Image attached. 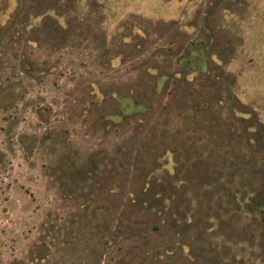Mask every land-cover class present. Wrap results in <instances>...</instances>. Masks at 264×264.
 Here are the masks:
<instances>
[{
  "label": "rangeland",
  "instance_id": "1",
  "mask_svg": "<svg viewBox=\"0 0 264 264\" xmlns=\"http://www.w3.org/2000/svg\"><path fill=\"white\" fill-rule=\"evenodd\" d=\"M264 0H0V264H264Z\"/></svg>",
  "mask_w": 264,
  "mask_h": 264
},
{
  "label": "trees",
  "instance_id": "2",
  "mask_svg": "<svg viewBox=\"0 0 264 264\" xmlns=\"http://www.w3.org/2000/svg\"><path fill=\"white\" fill-rule=\"evenodd\" d=\"M261 212H264V210H262Z\"/></svg>",
  "mask_w": 264,
  "mask_h": 264
}]
</instances>
